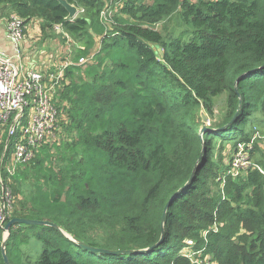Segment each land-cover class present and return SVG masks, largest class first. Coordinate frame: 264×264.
<instances>
[{"label": "trees", "instance_id": "1", "mask_svg": "<svg viewBox=\"0 0 264 264\" xmlns=\"http://www.w3.org/2000/svg\"><path fill=\"white\" fill-rule=\"evenodd\" d=\"M108 1L66 0L78 12L70 19L57 0H0V11L25 25L38 19L43 35L60 26L83 47L75 60L95 53L90 66L66 71L71 80L57 94L59 125L77 141L56 147V171L43 147L16 175L37 180L26 198L8 181L15 203L4 225L44 221L69 239L52 227L15 225L9 263L191 264L180 255L191 240L215 264H264V161L262 170L231 177L230 158L220 175L213 159L216 142L233 153L260 134L246 128L255 114L264 121V0H126L104 20ZM175 14L188 31L165 40L154 27ZM219 95L226 113L207 128L199 111L210 122ZM29 232L42 248L35 261L20 247ZM2 240L0 226V264ZM80 243L144 251L109 255Z\"/></svg>", "mask_w": 264, "mask_h": 264}, {"label": "built area", "instance_id": "2", "mask_svg": "<svg viewBox=\"0 0 264 264\" xmlns=\"http://www.w3.org/2000/svg\"><path fill=\"white\" fill-rule=\"evenodd\" d=\"M125 1L109 0L108 7L101 13V17L104 20L110 17L111 13L120 8ZM24 22L16 15L8 17L6 36L13 46L14 54L8 56L0 52V146L3 144V137H6L3 149L6 158L3 159L2 155L0 159L2 230L6 225H4L6 218L10 217L13 210V194L8 181L15 176L19 166L28 165L34 160L42 147L51 142L58 129L56 97L63 88L62 82L66 78V71L74 67H87L95 62L93 51L75 60L68 48L62 59L61 53L59 54L57 65L52 70H24L21 66L23 39L27 26ZM54 31L65 34L60 26H55ZM258 136L255 134L250 141L237 143L230 156L228 175L242 176L253 169L250 160ZM10 139L13 142L12 151L7 156ZM194 246L193 241H185V247L180 251V255L191 264H215L208 256L204 257L203 250H195Z\"/></svg>", "mask_w": 264, "mask_h": 264}, {"label": "rangeland", "instance_id": "3", "mask_svg": "<svg viewBox=\"0 0 264 264\" xmlns=\"http://www.w3.org/2000/svg\"><path fill=\"white\" fill-rule=\"evenodd\" d=\"M114 12V11H113ZM9 14V17L12 15L11 13H7ZM124 18L128 19L127 16H125ZM158 32H160L162 34V36L164 37L165 40L167 39H171V38H176L182 35L184 36L185 32H187V28L183 26V24L180 22V20L178 19V15L175 14L174 16L165 19L162 22H159L158 24H156V26L154 27ZM54 36L55 38L59 39L61 44L59 43V46L64 47H68L71 50V53L73 55V57L75 56V53H77V51L81 48H83L82 46H80L72 37H70L67 34H62V33H57L54 31L53 34H51V36ZM59 42V41H58ZM23 47V46H22ZM154 48L156 49V52L158 53V55L161 57L162 54V49L160 46H154ZM90 66V65H88ZM86 67H83L82 69H84ZM74 72H73V76H74ZM85 80H88L86 77H84ZM71 80V76L69 74V76H67L66 78H64V81L62 82V86L65 87L67 85H69V82ZM63 90V88H62ZM60 90V92L62 91ZM57 99V103L56 106L58 105L59 102V95L56 98ZM60 105L65 106L66 102L63 101L60 103ZM59 107V105H58ZM200 114H204V112L201 110L199 111ZM226 113V96L225 95H219L214 99V115L213 118L210 122H208L207 120L203 123L205 125V127H210V126H218L219 122L223 119L224 115ZM59 117H58V129L57 131H55L54 137L52 138L51 142L48 143L47 145L43 146V147H47L50 148V160L52 163H50L49 161L45 160V163L47 165V168H49V166L53 167V170L56 171V162L59 161V155L58 153L62 152L63 150L61 148H56V147H60L63 143L65 144H69L72 141L75 142L77 141V135L76 133L73 131L71 133L67 132L66 130H64L62 128L61 125H59V119L61 117V113H59ZM205 116V114H204ZM206 117V116H205ZM70 122L69 120L67 121L68 125ZM254 128H257V130L260 132L257 140L255 141V150H253V154L251 156V163L253 164V169L256 170H262V168L260 166H258V163H261L264 161V121L262 120V117L259 114H255L254 116V120L251 124L247 125V132L251 133L253 131ZM42 147V148H43ZM233 147L232 145H228V144H221L220 142H216L215 143V150H214V162L217 165L218 169H217V173L216 175H220V172L227 167L230 155L232 153ZM42 154V151L40 152V154L38 156H40ZM44 163V165H45ZM24 166H19L17 168L16 174L12 179V188H15L18 190L19 194V198L18 200L24 199L28 196V193L30 190H33V186L37 183V180H35V183L30 179L31 176H27V180H22L21 182H16L14 181V178L16 177V175H19L23 172L24 170ZM33 166V165H31ZM30 166V167H31ZM29 167V168H30ZM29 168L27 169V172L29 171ZM36 170H34L35 172ZM26 172V173H27ZM218 177V176H217ZM42 175H38V179H41ZM218 179L215 180L214 183V187L213 189L218 191ZM34 183V184H33ZM41 184H44V178L41 179L40 181ZM14 197H13V207H14ZM93 236L97 237V234H92ZM6 235L3 234V239L5 238ZM21 249L23 251H26V255L27 257H29V259L31 261H35L42 248L40 246V244L36 241L35 237H33L32 232H29V234H27V242L25 244H22Z\"/></svg>", "mask_w": 264, "mask_h": 264}, {"label": "crops", "instance_id": "4", "mask_svg": "<svg viewBox=\"0 0 264 264\" xmlns=\"http://www.w3.org/2000/svg\"><path fill=\"white\" fill-rule=\"evenodd\" d=\"M5 12V11H4ZM0 11V52L12 56L13 46L6 36V26L9 14ZM59 41V42H58ZM60 40L50 33L43 35L38 19L31 20L26 26L23 39V58L21 66L24 70L54 69L56 60L61 53V59L68 47L59 46ZM60 62V60L58 61Z\"/></svg>", "mask_w": 264, "mask_h": 264}, {"label": "water", "instance_id": "5", "mask_svg": "<svg viewBox=\"0 0 264 264\" xmlns=\"http://www.w3.org/2000/svg\"><path fill=\"white\" fill-rule=\"evenodd\" d=\"M57 1L68 12V18L72 19L78 14L77 9L73 5L68 4L66 2V0H57ZM201 117H202L203 122H205L207 120L206 117L204 116V114H201ZM201 133L204 134L205 133V129H202ZM167 206L164 209L163 218H164ZM15 225L47 226V227H52L53 229H55V230H57V231H59L60 233L63 234V232L61 230H59V228L56 225L52 224V223H48V222H44V221H38V220L19 219V218L10 219L6 223V225L4 226L3 233L6 236L2 240V243H1V254H2V258H3L4 264H10L9 261H8V258L6 256V253H5V247H6V241L8 240V237H9L10 229H11V227H13ZM63 235L66 236L65 234H63ZM162 236H163V234L161 235V239L155 245H153L152 248L157 247L162 242V240H163ZM79 245L81 247L87 249V250H90V251H93V252H96V253L109 254V255L138 254V253H141V252L144 251V250H136V251H134V250L133 251H106V250L94 249V248L88 247V246H86V245H84L82 243H80Z\"/></svg>", "mask_w": 264, "mask_h": 264}]
</instances>
